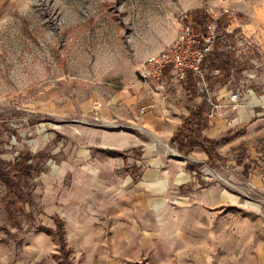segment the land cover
Returning a JSON list of instances; mask_svg holds the SVG:
<instances>
[{"label": "crops", "instance_id": "0c3cea01", "mask_svg": "<svg viewBox=\"0 0 264 264\" xmlns=\"http://www.w3.org/2000/svg\"><path fill=\"white\" fill-rule=\"evenodd\" d=\"M236 31L261 47L255 77L249 79L245 68L240 84L231 88L238 63L235 52L219 43L218 67L208 68L210 89L222 104L214 117L207 96L196 87L192 98L187 82L169 85L165 98L155 83L116 92L100 111L104 127L76 131L85 148H77L65 166L37 176L33 191L43 225L56 228L59 219L65 235H134L140 257L147 249L158 257L162 249L165 264H264V9ZM244 86L251 92L235 109L230 93ZM197 109L207 118L202 135L214 150L200 144L190 152L226 183L213 179L199 186L191 174L199 165L169 149ZM38 136L40 142L44 137ZM4 148L8 144L1 139ZM180 195L195 198L175 205Z\"/></svg>", "mask_w": 264, "mask_h": 264}, {"label": "rangeland", "instance_id": "374dc122", "mask_svg": "<svg viewBox=\"0 0 264 264\" xmlns=\"http://www.w3.org/2000/svg\"><path fill=\"white\" fill-rule=\"evenodd\" d=\"M261 9L264 0H0V143L8 144L0 168L25 158L30 166L29 173L14 172L19 187L0 179V263L165 264L162 249L158 257L148 249L140 257L134 235H65L63 224V239L42 231L51 227L38 218L36 178L85 148L77 130L104 127L100 111L134 85L145 59L170 45L186 22L216 16L220 28H239ZM234 66L231 88L249 64ZM172 147L178 149L173 141ZM188 198L195 196L174 203L186 205Z\"/></svg>", "mask_w": 264, "mask_h": 264}, {"label": "built area", "instance_id": "2783aa9c", "mask_svg": "<svg viewBox=\"0 0 264 264\" xmlns=\"http://www.w3.org/2000/svg\"><path fill=\"white\" fill-rule=\"evenodd\" d=\"M224 42L230 51L235 52L238 64L248 63V78L255 77L254 69L260 66L259 57L263 54L257 43L249 36L237 32L232 25L220 28L218 17L211 16L203 23L194 20L186 22L176 39L159 53L149 55L136 73L134 84L147 85L155 83L156 91L162 96L170 86H179L187 82L192 74L201 95H206L211 106L209 117H214L222 107L208 83L209 69L206 60L213 54L215 47ZM251 89L238 87L231 91L230 101L236 109L248 98ZM141 112L146 113L147 107L142 106ZM183 161L199 165L191 170L195 183L212 182L217 179L216 169L197 159L192 153L182 154L176 151Z\"/></svg>", "mask_w": 264, "mask_h": 264}, {"label": "trees", "instance_id": "16d2710c", "mask_svg": "<svg viewBox=\"0 0 264 264\" xmlns=\"http://www.w3.org/2000/svg\"><path fill=\"white\" fill-rule=\"evenodd\" d=\"M220 58H221V54H217L216 52H213V54L210 55V57L206 60L207 67L211 70L216 69L218 67L216 65V61L219 60ZM187 85H188L187 90L190 92L192 98H194L197 94V91H196V85L194 83V77L192 74L188 75ZM206 120L207 118L203 117L200 110L197 109L193 111L190 117L182 124V126L179 128L178 132L174 135L172 140L177 144L180 152L189 153L194 146L201 144L206 146L207 150L210 153H213L214 150L213 141L204 138L202 135V129L206 126ZM111 153L116 154L118 156H123L121 153L116 151H111ZM23 168H26L27 173H29L30 169L28 168H30V166L28 165V158L22 159V161L19 162L17 161V163H15V165H13V167L10 170H3L0 168V179L4 181L9 187H12L13 185L19 187V185L15 184L14 172L20 171ZM189 168L191 169L192 166L189 165ZM62 224L63 223L59 219H57L56 229L41 227V230L49 234L57 233L59 234L60 238L63 239ZM65 262L69 264L66 259Z\"/></svg>", "mask_w": 264, "mask_h": 264}]
</instances>
